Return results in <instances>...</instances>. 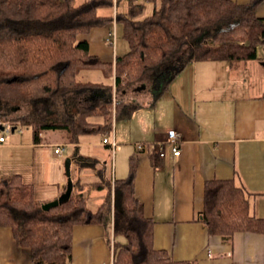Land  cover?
<instances>
[{"label":"trees","instance_id":"obj_1","mask_svg":"<svg viewBox=\"0 0 264 264\" xmlns=\"http://www.w3.org/2000/svg\"><path fill=\"white\" fill-rule=\"evenodd\" d=\"M129 0L127 13L104 17L114 0H0V125L28 127L39 143L48 131H62L68 143L113 130L114 112L136 106L115 101V93L137 83L185 46L188 61L248 62L264 45V0L240 5L231 0H146L160 4L144 17V7ZM115 18V21H114ZM121 25L129 51L115 63L92 55L82 35L112 22ZM101 71L110 83L79 81L83 71ZM168 88V83L165 89ZM84 95L94 96L82 103ZM100 117L95 124L91 119ZM136 165L128 177L107 183V196L96 212L74 183L70 200L42 208L32 184L21 176L0 178V227L12 229L17 244L33 264H69L76 225H107L113 210V264H196L176 261L154 247L155 221L145 215L135 192ZM250 193L233 180H209L199 221L209 235L232 240L237 232L264 234V218L252 213Z\"/></svg>","mask_w":264,"mask_h":264},{"label":"crops","instance_id":"obj_2","mask_svg":"<svg viewBox=\"0 0 264 264\" xmlns=\"http://www.w3.org/2000/svg\"><path fill=\"white\" fill-rule=\"evenodd\" d=\"M231 1L245 5L252 0ZM135 3L144 7V17L160 5L146 0ZM129 5V0H114V7L100 9L99 15L116 18L117 13H127ZM256 13L264 18V1ZM114 21L80 37L89 42L92 55L107 63L123 56L108 40L118 26ZM258 55L256 60L234 64L191 62L190 46H185L124 92L115 93V101L136 108L131 113L125 107L115 111L113 130L105 136L85 135L71 144L62 131L59 137H49L47 132L35 143L32 131L30 135L1 133L5 140L0 141V178L21 176L34 186L39 203L46 204L66 191L65 161L70 158L73 182L84 190L89 209L96 212L106 199L107 183L128 177L134 163L135 192L145 215L155 221L156 249L166 250L176 261L196 264H264V234L237 232L226 241L209 235L199 221L206 182L214 179L233 180L243 187L251 194L252 213L264 218V45L258 47ZM93 98L84 95L81 102ZM91 122L99 124L102 118ZM169 130L178 133L181 155L175 157L167 145L166 156L160 158L157 146ZM104 139L117 146L105 144ZM139 143L148 147L139 150ZM58 146L64 148L63 157L55 152ZM109 151L115 155L113 179L105 169L111 160ZM114 214L113 206L106 226L73 228L69 264L114 263ZM0 264H33L9 227H0Z\"/></svg>","mask_w":264,"mask_h":264},{"label":"rangeland","instance_id":"obj_3","mask_svg":"<svg viewBox=\"0 0 264 264\" xmlns=\"http://www.w3.org/2000/svg\"><path fill=\"white\" fill-rule=\"evenodd\" d=\"M79 1L80 0H74V4L78 5ZM82 38L84 39V37H82ZM114 50H115V53L117 52L116 54H119V55H124L129 51V46H128L127 41L124 38L123 28L121 25L116 26V44L114 46ZM78 80L83 81V82L92 81V82L105 83V84L110 83V81H111L110 79H107L103 75V73L99 70H97V71H83L78 76ZM115 119H116V117H115ZM115 125H116V123H115ZM21 132L28 133L29 135L31 134L30 133L31 130L28 127H21L19 129H17L15 131V133H13L11 131V129H9L7 127L4 131H0V134L2 133L5 136H10L13 134L18 135ZM47 136L59 137L61 135H60V131H48ZM94 136H97V135H94ZM108 138H110V136ZM67 151H68L67 153H69V152H71V149L69 148V150H68V148H67ZM110 153H111V151H109V154ZM114 158H115V155L113 154V151H112L111 160H109V165L107 168H105V169H107V174L111 175V179H113L114 173H115L114 172V169H115L114 168V165H115V159ZM101 167H104V166H101Z\"/></svg>","mask_w":264,"mask_h":264},{"label":"built area","instance_id":"obj_4","mask_svg":"<svg viewBox=\"0 0 264 264\" xmlns=\"http://www.w3.org/2000/svg\"><path fill=\"white\" fill-rule=\"evenodd\" d=\"M108 40L113 46L116 44V29H114L111 32ZM4 140H5L4 136L0 137L1 142H3ZM104 143L111 145V147L113 148L117 146L115 141L110 142L108 139H104ZM167 145L171 147V151L175 157H179L181 155L179 136H178L177 131L169 130L166 140L157 146L158 155L160 158H164L166 156V146ZM146 147L148 146H146L145 144H142V143L137 144V148L139 150H145ZM55 152L56 154H59L60 157H63L64 148L62 146H58Z\"/></svg>","mask_w":264,"mask_h":264},{"label":"water","instance_id":"obj_5","mask_svg":"<svg viewBox=\"0 0 264 264\" xmlns=\"http://www.w3.org/2000/svg\"><path fill=\"white\" fill-rule=\"evenodd\" d=\"M139 90V88H138ZM6 129V127L4 125H0V131H4ZM16 131V127L12 128V132ZM65 169H66V175L68 178L67 181V186H66V191L56 200L48 202L46 204L42 205V208L44 210H49L53 207L59 206L61 204H64L66 202H68L73 194L74 191V182L72 179V174H71V159L67 158L65 161Z\"/></svg>","mask_w":264,"mask_h":264}]
</instances>
